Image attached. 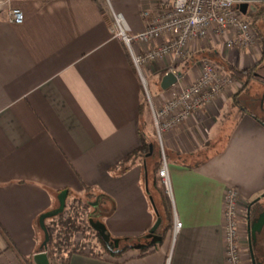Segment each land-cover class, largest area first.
<instances>
[{"label": "crops", "instance_id": "obj_1", "mask_svg": "<svg viewBox=\"0 0 264 264\" xmlns=\"http://www.w3.org/2000/svg\"><path fill=\"white\" fill-rule=\"evenodd\" d=\"M158 2L110 0L132 35L145 28L143 9L158 12ZM8 5L20 8L24 21L10 22L9 7L0 4V264H21L18 253L29 258L40 252V216L59 206L61 191H69L68 202L88 189L106 201L101 219L110 236L131 247L120 256L76 253L68 264H227L226 193L235 191L241 207L252 202V217L264 211V95L261 101L258 87L264 73L248 84L255 94L243 96L247 87L224 91L163 134L173 220L182 227L174 235V221L169 229L164 222L161 243L150 245L145 236L157 214L146 160L142 153L129 156L141 146V133L147 140L154 134L147 77L157 92L164 62L145 65L141 78L129 48L113 34L107 0ZM219 43L214 35L193 41L181 81L159 90L194 82L200 58L243 70L264 65L263 52L258 57ZM135 48L142 51L141 45ZM247 229L248 218H241L244 260Z\"/></svg>", "mask_w": 264, "mask_h": 264}, {"label": "built area", "instance_id": "obj_2", "mask_svg": "<svg viewBox=\"0 0 264 264\" xmlns=\"http://www.w3.org/2000/svg\"><path fill=\"white\" fill-rule=\"evenodd\" d=\"M12 1L14 0H0V4L7 5ZM107 2L110 6L113 34L129 48L142 79L145 65L161 60L165 68L171 69L168 72H174L178 76L179 83L183 72L172 67L179 61L190 60L192 57L190 44L193 41L205 42L214 35L224 48L246 52L257 39L251 30L252 24L238 6L242 0H159L158 12L143 9L145 28L134 35L131 34L126 17L114 11L110 0ZM8 17L12 23L24 21V13L17 7H9ZM136 45H141L142 51L137 52ZM200 62V72L196 80L191 84L182 85L178 92L164 100L160 106L155 105L146 88L154 125L160 137L185 122L224 91L241 87V84L226 73L217 62L211 59H202ZM162 159L163 163L158 172L163 184L171 193L168 163L165 156ZM240 205L242 203L237 193L229 190L226 193L222 218L227 264H245L239 243L238 230L242 213ZM173 221L176 235L182 227V222L177 217Z\"/></svg>", "mask_w": 264, "mask_h": 264}, {"label": "rangeland", "instance_id": "obj_3", "mask_svg": "<svg viewBox=\"0 0 264 264\" xmlns=\"http://www.w3.org/2000/svg\"><path fill=\"white\" fill-rule=\"evenodd\" d=\"M256 3L258 2H251L250 4V11H255L256 10ZM6 8L9 7V5H5ZM9 10V8H8ZM253 33L255 35V37L257 38L256 41L254 42L255 44H253L249 50H247L246 52L250 53L252 52V55L255 56H261L262 57V62H264V17L260 18V20L257 22L256 26H252ZM263 36V37H262ZM260 52H263L260 55ZM259 54V55H258ZM260 57V58H261ZM200 60H202V58H200ZM227 63V62H226ZM229 64V63H228ZM147 65V64H146ZM191 65L190 61H179V63H177L174 67V69H177L179 71H186L187 68ZM201 65V62H200ZM199 65V66H200ZM232 65V64H229ZM254 66V65H253ZM251 67H247L248 69L252 68ZM169 70H171L169 67H164L163 68V72L162 75L166 74V72H168ZM264 73V65L261 67L260 71L258 67H254V79H256L257 77H259L260 79H262V75H258V73ZM148 80V87L150 89V93L151 96H154L157 99V102L159 103V105H162L164 100L170 98L172 95H174L176 92H178L179 87H175L173 88L171 91H167V92H161V90H159V88H161L159 86L158 83V91L156 92L154 89V84L151 82V80L147 77ZM238 81V80H236ZM253 81V80H252ZM241 84V87L239 89L242 90V83L240 81H238ZM262 83H264V80L262 81ZM259 82L260 86L258 85V87L260 88V100L262 101V97L264 95V87L263 84ZM252 85V84H251ZM251 85L246 86L249 90V92H244L243 96H247L248 93L249 94H255L256 92V87H251ZM251 87V88H250ZM237 87L235 88H231L228 91L232 92L233 91H238L239 90ZM263 90V91H262ZM161 92V95H159V93ZM163 95V97H162ZM158 97V98H157ZM155 101V100H154ZM261 101H259V103H261ZM156 103V102H155ZM152 117V116H151ZM264 117V114H263ZM155 127V126H154ZM154 134L151 136V138H149V141H153L156 145V154L153 158H147L146 159V155L144 154V152L142 154H144L143 156L145 157V159L148 161L149 163V168H150V172H149V179L151 182V186H152V193L155 194V198L156 200L160 201V191H164V193L166 194V196L168 197V201L170 203V207L172 208L171 205V193L169 190H167V188L165 187V185L161 184V182L159 184H154V173H153V162H160L163 161L162 158H164V156L166 158H168V154L166 149L164 148V154H163V147H164V137H160L159 134H157V130L156 128H154ZM168 132V131H167ZM165 132V133H167ZM164 134V133H163ZM163 136V135H162ZM141 153H138V155H140ZM141 154V155H142ZM146 161V162H147ZM257 198L253 199L254 201ZM263 204H264V199L262 200ZM105 203L106 201L103 200L101 197L97 196H87L86 193L83 194H73V196H71V198L68 200L67 202V208H66V212L64 217H69V216H74L76 218V220H78V224L81 226L80 229L78 231L75 232L73 238L71 239V244L70 247H64V249H67L66 252H68L70 249H72V247H74L75 245L78 246L84 253H88V254H92V253H101V254H105L103 253V249L101 243L99 242V239L97 237V234L95 232V230H93L92 228L89 227V219L90 218H94L95 220L97 219H101L102 215H100V217H98L99 215H97L100 212H104L105 213ZM102 205H104L102 207ZM107 208L109 209V207L107 206ZM106 208V209H107ZM241 210V218H243L244 220L248 217V205H244V207H240ZM77 212V214H76ZM171 213H172V218H173V209H171ZM253 218H257L259 216V214H255ZM173 220V219H172ZM52 221H59L58 216L51 218V220L47 221L48 225L52 224ZM57 223V222H56ZM52 227H54V225H51ZM57 226V225H55ZM161 230V229H160ZM39 239L42 242L44 240V231L41 230L39 228ZM40 242V243H41ZM248 242H249V230H248ZM249 244V243H248ZM256 245V247H255ZM254 245V252L256 253V255L259 257V261L264 263V230H262L261 233H259L257 235V242ZM122 246V243H121ZM248 252V259L246 258L245 260V264H252V260H251V255L250 254V250L247 251ZM100 254V255H101ZM61 257H63L62 254H60ZM55 261L57 262V264H60V260L59 258L55 259Z\"/></svg>", "mask_w": 264, "mask_h": 264}, {"label": "trees", "instance_id": "obj_4", "mask_svg": "<svg viewBox=\"0 0 264 264\" xmlns=\"http://www.w3.org/2000/svg\"><path fill=\"white\" fill-rule=\"evenodd\" d=\"M256 5V10L255 11H248V14L246 15V17L248 18L249 22L252 24V26H256L257 22L260 20V18L264 17V3L262 2H258L255 4ZM203 59H210V58H203ZM214 60V59H212ZM190 62H192V58H190L189 60ZM222 68L223 70L228 73L232 78H234L235 80H238L242 83V89H244V87H246L249 82H251L252 80H254V67H257V65H254L252 68L250 69H239L234 65H229L226 62L220 63L218 61H216ZM262 62V61H261ZM142 137H141V146L139 147V149H137V151H135L134 153H132L129 156L130 158H133L134 156H136L138 153H143L146 155V159L147 158H153L156 154V145L153 141H148L146 139V136L143 135L144 133H141ZM143 154V155H144ZM145 159V160H146ZM147 161V160H146ZM163 161L158 162H153V173H154V184H159L162 182V179L159 175V170L162 166ZM146 172H147V176H149V172H150V168H149V163L148 161L146 162ZM163 185V184H162ZM90 190L88 189L86 192V195L91 197V196H97V194H94L92 192H89ZM99 197H101L100 195H98ZM155 194L152 193V197L155 201L156 207L159 211V215L162 218V224L160 226L159 229H161L164 225V222H166V227L167 229L171 228L172 226V213H171V207H170V203L168 201V197L166 196V194L164 193V191H160V201L156 200V198L154 197ZM102 198V197H101ZM104 200V199H103ZM248 206L253 205V203H249L247 204ZM67 208V207H66ZM66 208L64 210L63 213L58 215L59 221H52V224L54 225V227H52L51 225H48L46 223L50 238H48V242H47V246H43V242L45 240V236H44V240L41 242L40 244V252L41 251H45L47 252L48 256H49V260L51 262V264H57V262L55 261V259L59 258L60 260V264H68L70 257L73 254H83L84 252L78 247V246H74L72 247V249H70L68 252H66L67 249H64V247H70L71 244V239L73 238L74 234L76 231H78L80 229V225L78 224V220H76V218L74 216H69V217H64L65 212H66ZM77 214V212H76ZM107 213L104 212H100L97 215H99L98 217H100V215L104 216ZM101 216V217H102ZM97 220H101L102 219H97ZM57 222V223H56ZM57 225V226H55ZM89 227L92 228L94 230V228L89 224ZM160 231V230H158ZM96 232V231H95ZM108 232V231H107ZM97 234V232H96ZM147 236V235H146ZM145 236V237H146ZM97 237L99 239V242L102 245L103 249V253H108L111 255H115V256H120L121 253L123 252V249L126 250L128 249L129 246L128 244L124 245V247L122 248L121 246H119V248H115L114 246L107 245L104 240L100 237L99 234H97ZM7 240L9 243V247L13 248V245L11 243V240L9 239V237L7 236ZM127 241H130L132 239L127 238ZM256 247V245H255ZM255 250V248H254ZM63 255V257H61V255ZM101 253H92V255L99 257ZM255 257L258 259V256L256 255V253L254 254ZM18 256L20 257L21 260V264H35L33 257H25L23 255H21L20 253H18Z\"/></svg>", "mask_w": 264, "mask_h": 264}, {"label": "water", "instance_id": "obj_5", "mask_svg": "<svg viewBox=\"0 0 264 264\" xmlns=\"http://www.w3.org/2000/svg\"><path fill=\"white\" fill-rule=\"evenodd\" d=\"M251 2H264V0H242V3L238 5L242 11L243 14L247 15L248 10L250 7ZM258 75H260L258 73ZM178 82V76L174 72H168L166 73L161 81V88L163 90H167L171 88L173 85H175ZM69 191L63 190L59 193L58 200H59V206L51 211H48L47 213H43L40 216L39 222L41 225L42 230L45 233V240L43 242V246H47L48 238H50L47 226H46V220L49 218H53L58 216L59 214L63 213L66 205H67V199H68ZM264 196V194H263ZM152 204L154 206L155 212L157 214V219L154 221V225L149 230L148 235L146 238L150 240V245H156L158 243H161L162 236L158 233V230L162 224V218L159 215V211L154 203L153 197H151ZM258 201L256 199L254 202ZM251 205L248 206V229L249 230V249L251 255L252 264H264L261 261H257V258L255 257L254 253V245L257 242V235L262 232V229H264V211L259 214L257 218H251ZM90 225L94 228V230L97 232V234L100 235V237L104 240V242L107 245L114 246L115 248H119L120 246V239L113 238L110 236V234L107 232V228L105 224L101 220H95L94 218L89 219ZM146 245L139 244L136 245V248H144ZM35 264H51L49 260V256L47 252L41 251L36 253L33 256Z\"/></svg>", "mask_w": 264, "mask_h": 264}, {"label": "flooded vegetation", "instance_id": "obj_6", "mask_svg": "<svg viewBox=\"0 0 264 264\" xmlns=\"http://www.w3.org/2000/svg\"><path fill=\"white\" fill-rule=\"evenodd\" d=\"M253 206V205H252ZM257 261H259V259H257Z\"/></svg>", "mask_w": 264, "mask_h": 264}]
</instances>
